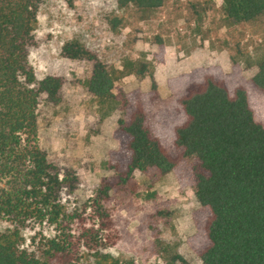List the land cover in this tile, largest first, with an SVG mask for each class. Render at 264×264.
<instances>
[{
	"label": "rangeland",
	"instance_id": "obj_1",
	"mask_svg": "<svg viewBox=\"0 0 264 264\" xmlns=\"http://www.w3.org/2000/svg\"><path fill=\"white\" fill-rule=\"evenodd\" d=\"M113 19L118 22L114 29ZM32 35L28 61L35 77L63 80L57 104L40 97L38 145L63 180L59 198L65 211L75 212L88 227L97 224L90 200L100 179L113 174L120 151L112 138L120 113L115 101L87 92L92 61L62 56L66 42L78 43L108 68L115 79L113 93H141L148 125L172 154L173 128L183 115H171L186 83L181 72L187 70L196 81L205 73L221 77L230 91L243 86L255 121L264 126V97L249 85L264 60V18L232 24L223 0H164L160 8L145 11L118 9L115 0H45ZM142 64L146 73L138 77L134 73ZM150 73L161 85L158 98L150 91ZM190 165L185 160L165 175L135 171L129 184L111 191L103 203L111 229L100 233L97 251L80 249L79 264H201L195 249L205 238L192 224L198 203ZM8 227L0 220V232ZM52 232L46 225L28 224L22 231L24 245Z\"/></svg>",
	"mask_w": 264,
	"mask_h": 264
},
{
	"label": "trees",
	"instance_id": "obj_2",
	"mask_svg": "<svg viewBox=\"0 0 264 264\" xmlns=\"http://www.w3.org/2000/svg\"><path fill=\"white\" fill-rule=\"evenodd\" d=\"M45 0H0V220L11 227L0 232V264H79L80 249L97 251L100 233L112 223L103 203L111 191L129 184L135 171L165 175L191 160L193 195L198 209L192 224L205 240L195 249L201 264H264V126L255 121L246 89L230 91L223 78L205 73L186 83L172 117L183 115L173 128L170 153L147 123L141 93L118 89L108 68L76 42H66L67 59L92 61L87 92L98 100H113L120 113L112 132L119 146L113 174L100 179L90 200L95 225L86 226L75 212H66L59 193L63 180L38 145L37 108L40 97L59 102L63 80L37 79L28 61L34 46L33 26ZM118 9L133 6L156 10L164 0H115ZM232 24L264 18V0H223ZM112 29L118 22L111 20ZM145 64L134 73L145 76ZM150 91L158 98L153 73ZM264 97V60L249 80ZM167 115V114H166ZM172 118V119H173ZM87 206V205H86ZM46 225L53 234L24 245L23 229Z\"/></svg>",
	"mask_w": 264,
	"mask_h": 264
},
{
	"label": "crops",
	"instance_id": "obj_3",
	"mask_svg": "<svg viewBox=\"0 0 264 264\" xmlns=\"http://www.w3.org/2000/svg\"><path fill=\"white\" fill-rule=\"evenodd\" d=\"M168 52H170V55L168 54V61H170L171 60V49H168ZM194 63H195V61H194ZM171 66H170V68H172V63H169ZM191 71L192 70H187V71H184V72H181V73H184V74H188V73H191ZM154 76H155V74H154ZM156 77V76H155ZM157 79V78H156ZM157 94H161L160 93V87H161V85H160V83L159 82H157Z\"/></svg>",
	"mask_w": 264,
	"mask_h": 264
}]
</instances>
